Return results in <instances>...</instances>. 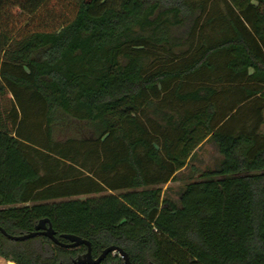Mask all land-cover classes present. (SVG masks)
Segmentation results:
<instances>
[{
  "label": "trees",
  "instance_id": "1",
  "mask_svg": "<svg viewBox=\"0 0 264 264\" xmlns=\"http://www.w3.org/2000/svg\"><path fill=\"white\" fill-rule=\"evenodd\" d=\"M263 124L264 0H0L8 234L48 218L95 258L264 264ZM207 140L220 164L166 197ZM87 250L0 230L11 264Z\"/></svg>",
  "mask_w": 264,
  "mask_h": 264
},
{
  "label": "rangeland",
  "instance_id": "2",
  "mask_svg": "<svg viewBox=\"0 0 264 264\" xmlns=\"http://www.w3.org/2000/svg\"><path fill=\"white\" fill-rule=\"evenodd\" d=\"M261 132L264 134V124L261 127ZM221 160L222 155L219 152L217 144L212 140H207L196 150L195 154L189 161V166H195L198 168V171H193L190 167L182 171L177 180L170 181L164 185V195L178 201L180 194L188 181L191 179H199L202 171L216 168ZM6 262V260L0 257V264H7Z\"/></svg>",
  "mask_w": 264,
  "mask_h": 264
},
{
  "label": "water",
  "instance_id": "3",
  "mask_svg": "<svg viewBox=\"0 0 264 264\" xmlns=\"http://www.w3.org/2000/svg\"><path fill=\"white\" fill-rule=\"evenodd\" d=\"M0 230L7 237L13 240H26L29 238H33L37 235H43L50 238L55 244H59L66 247H76L79 245H86L88 248L87 252L82 257L74 260L75 264H100L106 258V256L111 252H117L123 258L124 264H132L128 254L122 248L115 245L106 248L99 257L95 258L92 255L91 243L77 235L62 234L61 238L68 240V243H62L59 240V238L56 236V232L53 229L52 223L48 218L41 219L39 223L36 225L35 231L24 235L17 236V235L8 234L2 227H0Z\"/></svg>",
  "mask_w": 264,
  "mask_h": 264
},
{
  "label": "built area",
  "instance_id": "4",
  "mask_svg": "<svg viewBox=\"0 0 264 264\" xmlns=\"http://www.w3.org/2000/svg\"><path fill=\"white\" fill-rule=\"evenodd\" d=\"M6 263H7V264H11V262H9V261H7ZM15 264H16V263H15ZM74 264H75V263H74ZM100 264H101V263H100Z\"/></svg>",
  "mask_w": 264,
  "mask_h": 264
}]
</instances>
